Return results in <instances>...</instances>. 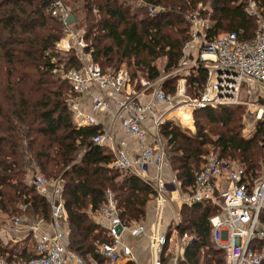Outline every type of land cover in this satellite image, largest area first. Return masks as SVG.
Instances as JSON below:
<instances>
[{"label": "trees", "instance_id": "obj_1", "mask_svg": "<svg viewBox=\"0 0 264 264\" xmlns=\"http://www.w3.org/2000/svg\"><path fill=\"white\" fill-rule=\"evenodd\" d=\"M50 1L0 0V213L7 221L17 216L48 221L50 205L28 180L36 172L60 178L69 250L83 261L91 257L97 264H108L98 246L109 237L90 213L98 210L111 192L123 225L138 224L155 191L138 175L111 166L112 154L92 142L100 132L97 125L74 122L68 106L70 86L54 72L57 63L52 58L60 61L54 42L61 23L47 11ZM77 1L83 7L86 49L103 71L115 70L125 62L135 88H140V77L153 81L161 73L170 74L161 83L167 93L176 90L178 76L171 73L183 60V46L189 40L187 11H194L199 4L211 8L208 39L232 31L239 39H250L256 28V18L246 11L247 0H145L160 7L154 16L143 8L140 14L131 12L123 0H63L68 7ZM255 1L264 17V0ZM75 21L71 25L77 28ZM65 58L69 66L76 65L72 53ZM160 59L162 69L156 65ZM206 79L207 70L202 65L187 77L193 98ZM196 109L214 125L215 138L202 123L195 124L194 134L168 128V123L161 128L164 146L171 151V169L181 187L193 184L209 152L239 163L248 176H256L260 169L252 162L251 148L255 147L263 159L260 125L251 137H244L241 105ZM214 212L213 206L202 202L181 207L177 232L187 233L193 240L177 264H224L223 251L210 240L209 218ZM261 218L264 220V210ZM33 256L35 252L26 243H4L0 236V259L8 264H21Z\"/></svg>", "mask_w": 264, "mask_h": 264}, {"label": "built area", "instance_id": "obj_2", "mask_svg": "<svg viewBox=\"0 0 264 264\" xmlns=\"http://www.w3.org/2000/svg\"><path fill=\"white\" fill-rule=\"evenodd\" d=\"M137 5L146 7L151 16L160 10L159 6L148 4L145 0H137ZM47 11L61 23L54 51L59 54L72 53L76 62V65L69 66L66 61L52 58L57 63L54 72L67 81L72 94H85L91 99L93 112H111L119 121L124 133L132 139L134 151L130 154L123 148L116 149L111 166L140 177H147L148 167L153 166L157 174L154 182L149 183L156 194L157 209H161L165 182L160 170L167 163V157L159 128L178 109L174 95L146 79H140V88L136 90L125 64L115 70L103 71L93 60L91 50L86 49L83 29L67 23L70 9L63 0H51ZM246 11L256 18V28L250 39H239L233 31L208 39V19L191 14L189 35L192 38L185 43L183 52L187 55L189 49L195 47L198 57L194 65L196 69L200 65L206 68L207 79L198 95L183 103L190 111L205 106L247 105L261 128L259 145L264 159V17L255 0H247ZM182 92L183 89H178L177 94ZM145 94H150L148 101L142 99ZM68 106L76 124L97 123V119L80 113L74 97L68 99ZM152 111L158 114L153 117L154 132L149 138L143 122ZM107 139L106 134L99 132L92 137V142L101 146L106 144ZM256 173V176H248L239 163L225 161L209 152L204 156V163L193 184L180 194V201L186 205L202 202L214 207L215 212L209 218L210 240L214 247L223 251L224 264H264V220L261 218L264 210V165ZM28 182L35 183L37 191L50 205L51 233L39 229L42 219L26 225L35 238V256L21 264H74L66 247L67 213L62 196V180L48 179L36 172ZM98 213L107 221L106 235L109 237L108 242L98 246L99 253L110 261H116L121 256L131 257L130 248L121 241L120 233L125 225L118 216L112 193H107ZM7 224L6 233L14 234L15 228L21 226V218L14 217ZM118 225H121V230H118ZM132 233L139 235L144 233V229L137 226ZM182 238L187 241L191 236L183 234ZM148 239L150 264H176L177 251L173 258L164 261L168 239L157 226L149 233ZM0 264L8 263L0 260Z\"/></svg>", "mask_w": 264, "mask_h": 264}, {"label": "crops", "instance_id": "obj_3", "mask_svg": "<svg viewBox=\"0 0 264 264\" xmlns=\"http://www.w3.org/2000/svg\"><path fill=\"white\" fill-rule=\"evenodd\" d=\"M183 55L184 57H186L184 52H183ZM124 63L125 62L121 64H124ZM140 79L145 80L146 78L140 77ZM156 80H153V82ZM132 84L134 86V83ZM72 97L76 99L78 110L80 111V113H82V115H88V116H91L97 119V123H89V124L97 125L100 128V132H103L104 134L107 135L108 137L107 142L106 144L101 145V147L108 150L112 154L113 157H114L113 152L119 148L125 149L130 154L133 153L134 145H133L132 139L127 137L119 121L116 118H114L111 112H103V113H100L98 111L97 113L93 112L90 108L91 99L86 97L85 94L83 95L72 94L70 91L68 95V99ZM142 99L143 101H148L150 99V94L143 95ZM190 112H191L190 110L186 112L187 115L182 116V118L187 119L188 117H190L191 115ZM157 114L158 113L156 111H152V113L149 112L145 121L143 122V127L149 138H152V135L154 132L153 125H152L154 121L153 117L157 116ZM181 114L183 113H177V110L173 111L171 113L170 119L175 120L178 116H181ZM164 124H166V122L163 123L159 128L160 135H161V128H163ZM85 125H88V124H85ZM258 125L259 124L257 123V127L254 133L256 132ZM252 135H250L249 137H251ZM162 140L163 138L161 135V142ZM164 145L162 144L163 148H164ZM164 151H165V148H164ZM146 174H147V177L145 175H143L142 177L140 176L139 177L144 181L153 183L154 178L156 177V174H157L156 169L153 166H150L148 167ZM160 175L163 181L165 182V190H164V196H163L164 201L161 206V209H157L156 194L151 195L146 204V213H145L144 219L140 221L138 224L125 225V228L120 233V237H121V241L123 245L128 246L131 250V257L126 258V257L121 256L116 261H110L106 259V263L108 264H127V263L150 264V254H149V249H148L149 248L148 235L151 231L155 229L156 226L160 230V233L164 234L168 239L167 245L165 247V253H167V256H165L164 261L167 262L168 260L173 258V256L176 254V251L178 252L177 261L183 257V253H184V249L186 245L191 240H193V237L191 236L190 240L183 241L182 240L183 235H179L177 232V227L181 221L180 209L183 206H187L186 204L180 201V194L182 191H186L188 187L186 189L182 188L180 185V182L178 180H175L176 177L171 167L169 166L168 162L162 165L161 170H160ZM90 214H91V218L96 223H98L101 227H103L106 231L107 221L100 215V213H98V210L93 211ZM18 217L21 218V226L15 228L16 231L14 232V234H11V233L7 234L6 233L8 229L7 227L9 226V224H7L8 219L3 213H0L1 239L4 243H7V241H12V242L16 241L18 243L20 242L26 243L27 247L33 250V252H35V238L31 235V233H29L28 229L26 228V225L30 224L32 221H34V219L23 217V216H18ZM49 224H50V219L48 221L43 220L39 224V229L46 231L48 233H51V227ZM65 226L67 229L66 231L67 232V246L66 247H67V251L72 255V260L74 264H97V262L91 257H87V260L83 261V259L79 257L75 252L69 250L68 248V234H69L68 222L65 223ZM137 226H142L144 229V233L139 234V235H134L132 233V230ZM184 234H187V233H184ZM187 235L190 236L189 234ZM178 247L181 249H179ZM177 261H176V264H177Z\"/></svg>", "mask_w": 264, "mask_h": 264}, {"label": "rangeland", "instance_id": "obj_4", "mask_svg": "<svg viewBox=\"0 0 264 264\" xmlns=\"http://www.w3.org/2000/svg\"><path fill=\"white\" fill-rule=\"evenodd\" d=\"M127 5L129 4V10L131 12L140 14V10L143 8L145 9L146 12L147 9L144 6H139L137 5V0H123ZM70 6V5H69ZM75 15L76 17V23H77V28L83 29V24H82V20H83V10H82V2L81 1H77L76 3H73L70 7H68ZM200 12H206V14L202 15ZM187 14L185 15V20H187L188 22L189 17H191V14H195L198 18L200 19H208L210 13H211V8L208 5H198L197 9H195L194 11H187ZM208 25H211V20L208 19L207 21ZM190 24V22H189ZM61 31V30H60ZM60 31L57 32L56 34H60ZM190 32V30H189ZM192 38V36L189 35V40ZM64 55V56H63ZM60 56V61H65V57L66 54H59ZM186 57H183V60H181V62L179 63V66L177 67V69L174 70L173 73L171 74H176L178 76V79L175 81V92L174 93H170L171 95H174L175 98V102L177 105L181 106L179 108V106L177 107V113H183L181 114V116H178L175 120H171L168 119L165 122L168 123V128H179L181 131L185 132V133H189V134H194L196 131V125L197 123H202V125H204V127L208 130V133L211 137L215 138L216 135L213 132V127L214 125L208 124L206 119L202 116V113L200 110L196 109V110H192L190 112V117H188L187 119H183L182 116L187 115L186 112L189 111V109L185 106V103H183V101L188 100L189 98L192 99L193 98V88L189 86V84H187V77L190 74H194L196 71H194L196 69L194 63H196L194 60L198 57V53L194 48H190L189 52H187V55H185ZM162 63H163V59L157 60L156 61V65L158 66L159 69H162ZM125 66L127 67L126 63H124ZM58 73V72H57ZM170 76V74H164L161 73V76L154 81L155 82V86L156 87H160L161 88V83L162 80L168 78ZM183 89V92L181 94H177L178 89ZM163 89V88H162ZM165 91V90H163ZM241 97H243V95L241 94ZM226 105H232V104H226ZM243 107V113L241 116V124H242V128H241V134L244 137H249L250 135H252L257 127V123L255 121L254 118V114L252 113V111L250 110V108L247 105H241ZM164 122V123H165ZM191 127V128H190ZM166 142L165 140H162V144L164 145ZM165 151H166V157H167V162L170 165V160H169V155L171 153V151L169 150V147H165ZM252 149V162L256 165L257 168H259L260 170L262 169L263 165H264V161L259 153L258 150L255 149V147L251 148ZM210 150V148H209ZM40 173V172H38ZM125 173V172H122ZM48 178V177H46ZM51 179V178H48ZM88 263V261H87Z\"/></svg>", "mask_w": 264, "mask_h": 264}, {"label": "water", "instance_id": "obj_5", "mask_svg": "<svg viewBox=\"0 0 264 264\" xmlns=\"http://www.w3.org/2000/svg\"><path fill=\"white\" fill-rule=\"evenodd\" d=\"M75 21V17H74V14L73 13H69V15H68V18H67V23L68 24H71V23H73ZM30 186L32 187V188H35V183L34 182H31L30 183ZM121 225H118V230H121Z\"/></svg>", "mask_w": 264, "mask_h": 264}]
</instances>
